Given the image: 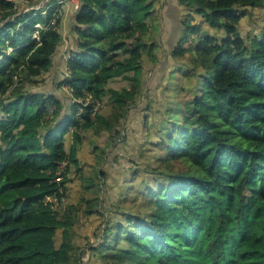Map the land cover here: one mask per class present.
Masks as SVG:
<instances>
[{"label": "trees", "instance_id": "trees-1", "mask_svg": "<svg viewBox=\"0 0 264 264\" xmlns=\"http://www.w3.org/2000/svg\"><path fill=\"white\" fill-rule=\"evenodd\" d=\"M179 1L192 39L183 37L172 55L189 57L192 47L193 58L179 67V100L154 140L159 163L145 168L150 179L134 189L132 207L115 206L119 218L93 250L102 264H264V30L245 38L239 29L247 8L264 6V0ZM154 4L80 0L77 48L64 81L76 100L57 122L61 100L32 87L50 71L61 43L60 5L52 0L21 11L16 0H0V264H81L72 238L79 205L87 214L99 212L104 182L98 196L82 195L79 205L68 191L62 215L46 198L68 188L71 164L62 181L58 170L64 160L77 164L82 130L121 137L120 124L143 92L144 52L156 60ZM192 11L225 33L204 34ZM118 77L129 85H109ZM105 96L108 114L93 107Z\"/></svg>", "mask_w": 264, "mask_h": 264}, {"label": "rangeland", "instance_id": "rangeland-1", "mask_svg": "<svg viewBox=\"0 0 264 264\" xmlns=\"http://www.w3.org/2000/svg\"><path fill=\"white\" fill-rule=\"evenodd\" d=\"M51 1L52 0H33L32 2L30 1L31 3L29 4V0H16L18 6L22 8L21 11H26L29 9L31 10L35 7L43 8L46 3ZM154 1L156 4V9L152 17L154 25L152 26L151 31L154 38L157 39L158 36V39H160L161 36L159 38V35H162L164 31L161 26L164 15L166 14V9L163 7L160 12V4L164 0ZM77 10L78 9H75L73 3H67L59 11H57V15L61 16L59 31L61 33L62 40L76 37V32L73 31V26L76 24L74 12H76ZM183 16L182 17L185 18V15ZM195 18L196 19H193V21L201 24V30L204 31V34L211 33L213 35H217L222 31L224 33L223 28H214L210 26L205 20L204 16H195ZM239 29L241 34L245 38L261 35L264 30V6L247 8L246 14L240 20ZM186 34L187 35L184 34L183 37L187 36L192 39V36H190L189 33ZM163 42H165V39L163 40ZM174 42L175 40H173V44ZM62 43L64 44V46L60 48L61 50L66 46L65 41H62ZM177 45L178 44L176 43L174 47ZM190 49V52H192V47ZM190 52L187 53L189 57L186 56L183 58H174L175 62H178V68L174 69V72L168 71L167 75L162 74L163 77L161 83L158 85V91L156 95L150 94L149 91L151 78L153 77V85H155L156 81L158 80L157 71H155L156 64L149 58L150 53H147L146 51L144 52L143 62L147 63L141 74V78L144 81V88L142 95L140 96L138 101L131 107V109L133 110L140 111L142 113V117L138 116L129 118L126 124L123 122L122 124L124 128L121 129V137L120 133L118 132L114 140L108 141V144H111L114 148L116 147V145L119 146V148H123V151H117L114 156V152L112 154L111 150L108 152V156L111 154L110 162L115 168L114 171L116 174V178L120 181L121 174L123 176L122 183L113 184V191H109L104 187L102 191V197L99 198L100 203L96 204L95 206L96 209H99V212L94 211L91 214H87L85 212L86 205H84L83 207V205H79L81 203L76 202L79 205L80 209L77 219L74 223L75 232L72 233V238L77 244V254L80 253L81 255V264H102V258L98 255L97 251L94 252L93 248L105 239V231L112 224V222L118 220L119 215L115 211V206H121V209H123L124 207L126 209L128 207H132L131 202L133 199L132 197L135 194L134 189L140 188L142 184H144L143 178L150 179V177H148L149 175H147V173L145 172V168H147L148 165L155 166L159 163V161L157 160V154L160 148L159 145L155 144L154 140H156L158 134L161 133V129L167 127L163 119L169 116V112L167 114L168 109L171 108L170 106L172 104L174 105L179 100L177 90L178 86L183 82V71L179 69V67H181L182 65H187L185 64L187 63L185 60H188V58H193V54L190 55ZM70 53L71 52L65 51V53L63 54V59H60V61H56V65L59 69L63 67L65 62V66L63 67L62 73L59 76L57 75L56 71H53L51 73L47 72L43 75V79L41 81L33 85V88L37 89V87H42L40 85H42L46 81L48 83L52 82V84L55 85L57 89L62 91L63 98L70 94L74 102L76 98L72 97L69 91V87L64 83L67 78L66 62L70 57ZM109 85L121 88L122 86H128L129 81L125 78H119L113 80L111 83H109ZM89 97L90 96H88L87 98ZM110 107L111 104L110 102H108L107 96H105L102 100V105L98 110L103 114H108L110 112ZM64 120L65 118H63V121ZM128 127L132 128L133 131L130 132L128 130ZM142 128L143 132L146 133L145 136H141L139 134V131ZM73 130L74 128H70V134H72ZM87 131L88 130H82V136H84ZM70 139L73 140V137L71 135ZM129 148H132V152H127ZM115 157L116 161L114 159ZM69 164H71L72 166V163L68 162L65 165V169L67 166H69ZM71 171L72 170L69 169L68 173H70ZM136 171L139 172V176L136 175ZM88 172L91 171L88 170ZM89 180H91V178H89ZM68 189L70 192L69 185ZM96 190H99V186L96 188ZM126 195L128 200L123 202V199L126 198ZM61 239L62 231L58 230L56 240L59 243Z\"/></svg>", "mask_w": 264, "mask_h": 264}, {"label": "crops", "instance_id": "crops-1", "mask_svg": "<svg viewBox=\"0 0 264 264\" xmlns=\"http://www.w3.org/2000/svg\"><path fill=\"white\" fill-rule=\"evenodd\" d=\"M154 7L156 9V4H154ZM160 7H161L160 12L164 7L166 9V14L164 15V19L162 21V26H161L164 29V31L162 35H159V38L161 36L160 39H158L157 36L158 44L154 48V57L156 60L153 62L156 64L155 71H157L158 80L156 81V84L153 85L152 84L153 77H152L149 88L150 94H155V95L157 94L158 91V85L161 83L163 77L162 74L167 75L168 71L174 72V69L178 68L177 67L178 62H175L174 60L175 57L172 55V49L176 43L178 44V42L182 39L184 34L186 35L187 33V30L184 27V24L182 23L183 20L182 18L184 17L183 15H185L187 12V8L185 7V5L180 3L179 0H164L160 4ZM75 14L76 12H74V16ZM195 16L202 17V15L192 11V22L199 24L193 21V19H196ZM150 30H152V27L150 28ZM224 33L222 31L221 33L218 34L216 33V34L219 36ZM164 39L165 42H163ZM173 40H175L174 44H173ZM62 41H65L66 46L61 50L60 48L64 46ZM76 44H77L76 37L61 40V43L59 44L56 51L52 55L53 63L49 71L50 73L56 71L58 76L62 73V69L65 66V62L63 67L59 69L56 65V61H60V59H63V54L65 53V51L71 52L73 49H76L77 48ZM152 57L153 56L149 54V58L151 59V61H152ZM146 64L147 63L143 64L144 68ZM119 78L121 77H118L116 79ZM40 86L42 87L40 88L37 87V89H34L32 87V89L35 91H41L44 94L53 93L63 103V108L60 114L57 116V122H62L63 118H66L72 111V104L74 102L70 94L63 98L62 91L57 89L55 85L52 84V82L48 83L46 81ZM131 107L126 114V117L121 122V124L123 122L126 124L129 118H134L138 116L142 117V113L140 111L133 110L131 109ZM121 124H120V128H124L123 124L122 125ZM128 130L130 132L133 131L132 128L129 127ZM139 134L141 136L146 135V133L143 132V128L139 131ZM70 135L72 136L69 130L64 133L66 151H69L70 146L72 145L73 140L70 139ZM109 140H110L109 131H102L96 134L92 130L88 129V131L84 134V136H82V141L80 143V146L76 154L78 162L77 164L76 163L72 164V168H71L72 171L68 173L70 176L68 185L70 187L71 203L77 202L80 198H82V195L84 196L97 195L98 190H96V188L97 185L98 186L100 185L99 182H104L103 186H105V188H107V190L109 191L114 190L112 187L113 184L122 183L123 176L121 174L120 181L116 178V174L114 171L115 168L113 167V164L110 162V158L113 152H114L113 153L114 156L117 153V151L118 152L123 151V148H119V146L117 145L114 148L111 144H108ZM110 150H111V154L108 156V152ZM127 152H132V148H129ZM114 159L116 161V157ZM77 167H80V170H76ZM88 170L91 172H88ZM101 171L104 172V176L101 174ZM89 178H91L90 181ZM89 183H92V186L88 187ZM103 188L104 187H102V189Z\"/></svg>", "mask_w": 264, "mask_h": 264}, {"label": "built area", "instance_id": "built-area-1", "mask_svg": "<svg viewBox=\"0 0 264 264\" xmlns=\"http://www.w3.org/2000/svg\"><path fill=\"white\" fill-rule=\"evenodd\" d=\"M57 3L60 5L59 8L56 9L55 13H57V11H59L63 6H65L67 3H73L75 9L79 7L80 4V0H56ZM40 7H35L32 9H38ZM102 105L101 101H96L95 104L93 105L94 110H98L99 107ZM54 107L50 108V112H52ZM81 113H82V107H79L78 112L76 113V118L77 119H81ZM70 128H74V125L69 126V130ZM68 160H64L60 163V169L58 170V179L60 181L63 180V175H62V170L65 169V165L68 163ZM69 189L65 188L64 186H61L60 188V193L59 194H53L51 196H48L46 198V201H50L51 202V207L53 208L54 211H56V213H58L59 215L64 214L65 209H66V205L68 202V197H67V193H68Z\"/></svg>", "mask_w": 264, "mask_h": 264}]
</instances>
